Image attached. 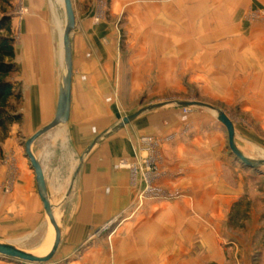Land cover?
I'll return each mask as SVG.
<instances>
[{
    "label": "rangeland",
    "instance_id": "obj_1",
    "mask_svg": "<svg viewBox=\"0 0 264 264\" xmlns=\"http://www.w3.org/2000/svg\"><path fill=\"white\" fill-rule=\"evenodd\" d=\"M71 1L72 39L94 38L105 65L113 126L141 108L166 103L141 114L160 119L166 128L138 133L134 160L116 162L134 188L130 210L81 233L72 226L43 264H264V163L243 164L217 120V110L223 111L234 125L238 149L264 160V0ZM6 11L18 53L27 17L47 24L61 40L62 0H11ZM174 101H199L213 109ZM15 125L0 129V240L33 249L48 224L42 203L25 188L28 137L17 129L14 136ZM44 140L36 145L37 157L43 156ZM163 148L181 158L172 170L165 167ZM63 160L57 163L64 169L59 175L66 177L65 188L54 194V203L80 163L77 156L71 163L67 156ZM31 191L35 197V188ZM238 191L237 206L215 202L218 195ZM71 197L58 209L62 217L66 212V228L79 210L77 189ZM0 264L29 263L0 256Z\"/></svg>",
    "mask_w": 264,
    "mask_h": 264
},
{
    "label": "crops",
    "instance_id": "obj_2",
    "mask_svg": "<svg viewBox=\"0 0 264 264\" xmlns=\"http://www.w3.org/2000/svg\"><path fill=\"white\" fill-rule=\"evenodd\" d=\"M23 24L24 35L21 51L18 53L16 50L15 56V62L21 70L18 79L21 82L23 93L20 109L22 121L14 124V136L17 130H21L24 136L29 137L47 124L55 114L63 55L60 37L56 39L54 32L51 34L47 24L32 17H27ZM82 40L72 39L73 73L68 121L41 136L33 145V151H35L37 143L45 139L42 143L44 144L42 148L46 146L43 156L38 159L52 201H54V194L65 188L66 182V177L59 175L65 173H63L62 166L57 163L58 160L66 159L67 156L71 163L73 156L79 158L83 156L72 191L67 198L69 199L72 192L77 189L76 203L79 210L70 228H66V212L63 211L61 241L66 233L71 231L72 226L75 231L81 233L86 228H96L130 210L134 199V188L128 171L120 169L116 162L118 158L134 160L133 138L138 133H162L166 128L160 119L152 120L139 115L122 128L112 130L115 124L114 107L110 91L109 98H107V81L103 78L105 65L101 63V56L95 52L97 44L93 42L94 38L84 37ZM24 82L26 89L23 87ZM57 129L59 130L55 131ZM105 132H108V135L101 136ZM60 135L64 136L65 141ZM96 139L97 141L91 146ZM89 147L90 149L86 152ZM160 154L167 163L166 165L164 163L165 167L170 170L178 160H181L176 154L167 155L164 148ZM28 168L24 172L25 188L30 191L29 196L32 200L34 198L35 203H40L38 194L34 193L35 199L31 191V188L36 190V186L34 171L30 163ZM184 177L186 179L187 176ZM18 189H20V184L15 185L14 190L19 192ZM74 195L76 198L77 193ZM239 196V191L236 196L218 195L220 200L216 198L215 202L230 205ZM19 197V193L15 195V199ZM209 198L214 197L211 195Z\"/></svg>",
    "mask_w": 264,
    "mask_h": 264
},
{
    "label": "water",
    "instance_id": "obj_3",
    "mask_svg": "<svg viewBox=\"0 0 264 264\" xmlns=\"http://www.w3.org/2000/svg\"><path fill=\"white\" fill-rule=\"evenodd\" d=\"M65 12V26L62 31L61 44L63 54V66L61 73V80L58 91L57 105L53 118L45 125L32 133L24 142L25 156L28 159L32 170L35 175V186L38 197L42 203L44 215L48 224L44 239L40 244L33 249H23L17 245L0 240V256L11 258L20 262L29 264H43L48 262L58 251L61 244L62 237V216L59 215L58 209L62 202L69 196L72 191L75 179L79 171V165L74 169L73 176L70 180L69 186L61 199L54 203L48 192L44 172L38 157L33 151V145L41 136L56 128L59 125L65 124L68 121L70 113V99H71V83H72V37L71 33L75 28V14L71 0H62ZM175 105L180 107L189 106H203L213 109L209 104L199 101H174ZM166 103L153 104L141 108L136 112L124 116L121 121L112 129L116 131L119 128L130 123L136 117L144 112L156 109L165 105ZM217 120L220 121L227 130L228 147L230 151L246 166L256 167L264 163V160H256L245 156L235 144V130L234 125L230 118L221 110H217ZM108 132L103 133L101 136H107ZM98 139V138H97ZM91 144V146L97 141ZM90 146V147H91ZM86 150V152L90 149ZM85 152V153H86ZM83 156L79 158L81 162ZM48 236L47 240L46 237ZM46 242V243H45ZM46 244V245H44Z\"/></svg>",
    "mask_w": 264,
    "mask_h": 264
},
{
    "label": "trees",
    "instance_id": "obj_4",
    "mask_svg": "<svg viewBox=\"0 0 264 264\" xmlns=\"http://www.w3.org/2000/svg\"><path fill=\"white\" fill-rule=\"evenodd\" d=\"M11 0H0V129L7 130L12 124L22 121L20 109L23 102L22 85L13 78L19 74L15 62V38L12 29V17L7 13ZM241 201L235 202L237 206ZM234 207L233 210H235ZM236 212V217H240ZM231 218V215H230Z\"/></svg>",
    "mask_w": 264,
    "mask_h": 264
},
{
    "label": "bare ground",
    "instance_id": "obj_5",
    "mask_svg": "<svg viewBox=\"0 0 264 264\" xmlns=\"http://www.w3.org/2000/svg\"><path fill=\"white\" fill-rule=\"evenodd\" d=\"M63 31V30H62ZM61 37H62V32H61ZM63 55V54H62ZM47 238H48V236L46 237V239L44 240V241H46L47 240ZM49 239V238H48ZM46 243V242H45ZM44 245H46V244H44Z\"/></svg>",
    "mask_w": 264,
    "mask_h": 264
}]
</instances>
